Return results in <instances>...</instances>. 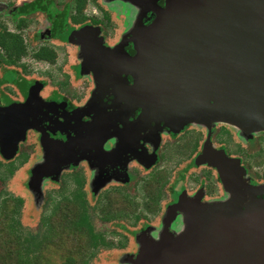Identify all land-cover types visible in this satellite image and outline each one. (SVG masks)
Here are the masks:
<instances>
[{
  "label": "flooded vegetation",
  "instance_id": "obj_1",
  "mask_svg": "<svg viewBox=\"0 0 264 264\" xmlns=\"http://www.w3.org/2000/svg\"><path fill=\"white\" fill-rule=\"evenodd\" d=\"M67 1L75 15V1ZM91 1L83 8L84 19L69 18V26L61 34L46 13L35 12L44 15L46 26L36 32V38L44 43L33 51L34 58L52 64L57 50L73 46V61L61 77L31 79L9 95L11 100H3L0 108L30 97L29 112L35 127L27 129L13 156L6 157L0 150V167L9 173L15 165L26 168L35 152L45 155V172L60 169V173L59 182L42 196L41 218L47 219L44 213L72 211L77 205L95 217L103 240L107 233L120 235L116 242H105V238L100 248H120L122 258L131 260L144 238L179 233L186 214L196 212L200 205L222 204L234 194L241 205L250 197H264V130L256 134L224 121L188 122L177 130L156 121L142 126L137 121L142 112L136 102L140 96L130 92L134 78L126 72L123 60L136 53L131 39L135 23L148 25L155 18L148 9L153 1L136 0L139 5L130 0L137 11L116 17L107 12L98 16ZM167 1L156 0V4L164 6ZM65 2L55 7L62 10ZM16 5L4 9L10 17ZM144 8L148 10L141 15ZM28 20L21 29L15 26L22 37ZM25 47L18 61L27 55ZM43 47L55 53L53 60L34 55ZM25 80L29 79L22 77V84ZM224 172L230 173L229 182L224 180ZM102 185L105 188L101 190ZM95 195L97 200L90 204L89 198ZM105 212L113 215L108 222L99 218ZM125 222L128 233H121L119 224ZM128 246L135 250L127 251Z\"/></svg>",
  "mask_w": 264,
  "mask_h": 264
},
{
  "label": "water",
  "instance_id": "obj_2",
  "mask_svg": "<svg viewBox=\"0 0 264 264\" xmlns=\"http://www.w3.org/2000/svg\"><path fill=\"white\" fill-rule=\"evenodd\" d=\"M152 1L155 18L136 23V53L123 60L134 78L130 92L140 96L137 121L174 130L194 121L264 130V0ZM29 99L0 108L6 157L35 127ZM223 175L229 182L230 173ZM236 199L198 206L177 234L144 238L129 264H264V197L242 205Z\"/></svg>",
  "mask_w": 264,
  "mask_h": 264
},
{
  "label": "rangeland",
  "instance_id": "obj_3",
  "mask_svg": "<svg viewBox=\"0 0 264 264\" xmlns=\"http://www.w3.org/2000/svg\"><path fill=\"white\" fill-rule=\"evenodd\" d=\"M22 1L23 0H0L1 25H6L8 29L16 31L14 22L12 21L9 13H7L4 9H6L9 5L11 6L14 4H19ZM65 1L67 0H60L59 6H62ZM93 5L97 8L98 16H101L104 12H107L108 14L116 17L122 12L126 13L127 15L131 12L133 13L134 11H137V7L130 0H92L90 6L93 7ZM138 16L139 13L137 17ZM28 19V26L23 29V38L27 46V55H25L24 58H22L20 61H17L15 65L12 66V68H14L16 71H14L12 68H4L3 65L5 64L0 63V106L4 105L3 100H11L9 95H14L15 91H17L19 87L22 85H27L30 83L31 79L46 78L53 80L61 77L60 74L64 69H67L68 64L73 61V46L57 50V59L52 64H47L43 61L35 59L33 56V51L44 43V41L36 38V32L46 26V20L44 15L41 13H35L29 16ZM127 32L125 31L123 35H125ZM1 53H3V51ZM22 77H25L29 80H25L26 83L23 82L22 84ZM256 134H258V132H256ZM46 161L47 159L45 158V155L35 152L28 161L26 168L22 167L21 164L15 165L14 167L10 168L8 173L4 171V167H0V226H2V229H4L6 232H8V229L10 230V227H13L16 230H19L23 235L37 233V237L42 240L41 242H43L44 236L47 234L50 227L49 221L53 219L56 223L55 230H57L58 236H61L62 239L67 237L66 239H63V242L67 245V247H70L73 246L74 241L67 235L73 234V228L69 227L70 221H68V218L72 214L73 219L77 218L78 212L81 213L83 209L77 205H73L72 211L65 209V211L61 210L59 214L52 215L51 213L50 215H45L44 213V217L46 216L47 219L45 220L44 218H41L42 196L44 197V192L47 189L51 190L52 186L56 182H59L60 173V169L56 172H51L50 174L45 172L47 167L46 165L48 164ZM111 184L112 183L109 185ZM103 185L109 186L106 183ZM103 185L102 188H100L101 190L105 188ZM97 187L98 186H96V189ZM17 198H20L21 201H17ZM96 200L97 195H95L93 198H89V203L94 204ZM101 202L105 203L106 201L105 199H102ZM97 211H95V213ZM67 214L70 215L67 216ZM149 217L152 218L153 216L149 215ZM18 219L20 220V223L18 222ZM2 220H4V222H2ZM125 223L119 224L120 227L118 228L120 229L121 233H123V231L128 233V224L127 222ZM39 224L41 225L40 227ZM94 224L97 226L95 220ZM112 224L117 225L118 221H116V223L113 222ZM108 229H112V226H109ZM5 233L3 230L0 231V238L3 239L4 235L8 237V233ZM105 238L107 241H105ZM118 238H120L119 234L112 235L111 233H107L104 237V241L116 242ZM131 242L132 238L129 235L128 243ZM87 243L92 245V240L88 239ZM74 248H76V246H73V249ZM126 250L134 251L135 247L128 246ZM51 251H54V249L52 248ZM122 251L123 250L120 248L109 249L108 247H101L97 251L91 247L87 253L82 249L80 254H78L79 257L77 258L78 255L76 254L74 255V259L75 261L87 260L91 262V264H129V259L125 260L122 258ZM47 255H50L56 260L60 259L57 254H50L47 252V250H45L44 256ZM63 259L64 258L60 259V261Z\"/></svg>",
  "mask_w": 264,
  "mask_h": 264
},
{
  "label": "trees",
  "instance_id": "obj_4",
  "mask_svg": "<svg viewBox=\"0 0 264 264\" xmlns=\"http://www.w3.org/2000/svg\"><path fill=\"white\" fill-rule=\"evenodd\" d=\"M74 1L75 15L71 14L69 1L65 2L62 10H58L55 6L60 0H24L12 8L11 17L17 29H21L22 26L27 24V17L35 12L42 11L47 14L54 25H57V33L61 34L65 27L69 26V18L72 21L84 19L83 8L88 0ZM2 51L3 53H1ZM25 52L26 47L21 32L11 31L6 25L0 23V63L13 65ZM34 55L37 58L46 60H53L55 57V53L46 47L39 49ZM112 217V213L105 212L99 218L104 222H108ZM94 219L95 217L93 218L89 213L82 211L81 213L78 212L77 218L69 220V227L73 228V234H65L74 241L73 246H76L74 249L73 246L67 247L64 244L63 239L67 237L62 239L61 236H58L57 230H55L56 223L53 219L49 221L50 227L44 236L43 242L37 237V233L23 235L13 227H10V230L8 229V232H6L0 226V231L3 230L4 233H8V237L4 235L3 239L0 238V264H91L87 260L75 261L74 255L80 254L82 249L87 253L91 247L98 251L100 246H103L104 240L101 231L97 230L99 226L96 227L94 224ZM98 222L102 225V222ZM105 225L107 223L102 226ZM88 239L92 240V245L87 243ZM52 248L54 251H51ZM45 250L50 254H57L60 259H64L60 261V259L56 260L50 255L44 256Z\"/></svg>",
  "mask_w": 264,
  "mask_h": 264
}]
</instances>
